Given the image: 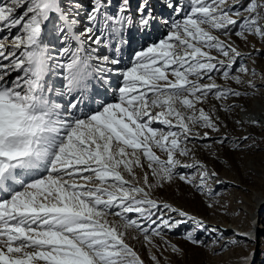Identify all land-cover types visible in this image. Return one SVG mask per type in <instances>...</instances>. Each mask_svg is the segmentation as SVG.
Instances as JSON below:
<instances>
[{
	"label": "snow or ice",
	"instance_id": "1",
	"mask_svg": "<svg viewBox=\"0 0 264 264\" xmlns=\"http://www.w3.org/2000/svg\"><path fill=\"white\" fill-rule=\"evenodd\" d=\"M133 29L146 46L129 53ZM256 43L264 0H0V264H146L132 242L181 253L179 229L248 264L246 234L157 193L178 180L211 199L214 161L259 148L246 129L264 114L240 108L264 87L245 79Z\"/></svg>",
	"mask_w": 264,
	"mask_h": 264
},
{
	"label": "rangeland",
	"instance_id": "2",
	"mask_svg": "<svg viewBox=\"0 0 264 264\" xmlns=\"http://www.w3.org/2000/svg\"><path fill=\"white\" fill-rule=\"evenodd\" d=\"M112 2L114 10L118 0H112ZM163 31V29L157 30L155 38H159ZM126 35L128 38L127 48L129 53L133 50H139L141 47L146 46L145 41L143 38H141L140 34L135 31V29L128 32ZM133 39L135 40L133 41ZM139 39L143 43L139 42ZM131 41L133 43L132 50L130 47ZM148 42L151 41L149 40ZM57 47H59L58 44ZM255 47L264 50V44L256 43ZM241 49L246 53L245 60L247 66L249 69L255 70V75H253L250 71L245 79H252L254 82L263 80L264 51L259 54L253 53L251 57H248L247 53L250 51V49L245 48L243 45H241ZM126 57L127 59L130 58L127 56V54L125 59ZM217 82L223 83V81H220L219 79ZM53 83L55 85H62L63 82L61 80H54ZM257 85H261L260 82H258ZM229 86L237 87V85L231 82H229ZM241 87L243 90V88H246L247 86L245 85ZM259 89H264V87ZM109 93L110 92L104 93L106 94V97H108L107 100H109V102H114L116 99L114 92L111 93L112 99H110L111 94ZM253 99L254 96H250L246 100L242 101L240 103V108H247L248 103ZM204 107L207 108V105H204ZM237 132L241 133L243 130L238 128ZM255 134L256 133L254 132V137L257 136ZM158 154L161 155L162 158H166L165 154L159 153V151ZM250 154L251 153L249 151L243 153L235 152L229 155L228 161H225L223 158L219 161H214L215 169L219 172V179L223 181V183L220 185H214L216 192L219 193V195H214L211 199L195 192L192 188L178 180L172 185V187L159 191L157 195L160 199L173 203L174 205L181 206L191 214H195L198 217L203 218L210 225H220L227 227L229 232L235 228V231L244 234L242 232L245 229V227L243 228V225L250 227L251 223H253L252 217L256 215L257 218L260 219V225L259 223L256 225L257 228L255 236L253 238H241L239 241V247L235 249V252L249 257L248 264H264V201L259 206L260 208L257 209L258 205L256 206L254 200H251L253 199V196L257 194H262L264 200V182L256 179L258 178V175L248 173L245 170L243 161L248 160L251 157H255L254 155L251 156ZM229 163L231 164V168H229ZM210 166L212 165L210 164ZM137 171L138 174H141L139 173V170ZM181 171L184 170L181 169ZM236 185L239 186L237 187ZM240 198L243 200L252 201L253 204L250 206L251 210L250 208H248L249 210H247V212L243 210V208H246L244 207L243 203H239ZM212 200H219L220 204L224 205V207H207L206 205L211 203ZM233 209H235L237 212H240L241 209L243 210L239 220L235 219L234 215H226V210L227 212L231 213ZM252 210H256V212L253 214ZM244 213H246V217ZM241 220L243 221L242 223ZM183 231L184 229H179L175 232L166 233L167 240L172 244L178 245L182 249L181 253H173L170 247L165 250V247L159 238H155V243L157 245H161L159 250L151 246H142V237L140 238V241H133L132 243L145 258L146 264H151V261L147 256L148 252H154L158 256H160L162 252L163 256L160 259V264H219L220 261H226L229 259L232 260V264H239V259L233 255L231 248L224 253L214 254L215 249L219 247V245H213L212 240L209 239L206 242L207 247L194 246L182 238L181 233Z\"/></svg>",
	"mask_w": 264,
	"mask_h": 264
},
{
	"label": "bare ground",
	"instance_id": "3",
	"mask_svg": "<svg viewBox=\"0 0 264 264\" xmlns=\"http://www.w3.org/2000/svg\"><path fill=\"white\" fill-rule=\"evenodd\" d=\"M134 40L135 39H133V41ZM130 45H131L130 47L132 50L133 49L132 41H131ZM126 59H127V57H126ZM263 67H264V63H263ZM258 82H260V84H264V79L257 81L255 83L258 84ZM249 90L252 91V89H249ZM101 91L103 93V90H101ZM102 98L104 100L106 99L105 102H109V100H107L108 97H106V94H104L102 96ZM110 99H112V95H111ZM247 110H248V112L252 113L253 115H255L257 117H260L262 114H264V89H258L257 90V94L254 95V99L248 103ZM229 129L233 135H244L245 134L244 130H243V132L238 133L237 132L238 126L235 125L231 120H229ZM246 131L250 132L252 134H254V132L256 133L255 135H257V136L254 137V139L256 140L257 144L259 145V148L256 151H254V150L249 151L251 153L250 155L251 156L254 155L255 157H251L250 159L243 161V166L248 173L258 175V178H256L257 180H261V182H264V131H261L259 128H247ZM251 200H254L256 206L258 205L257 209L260 208L259 206L264 201L262 194L254 195L253 199H251ZM252 204H253L252 201L243 200V205L246 208V209L243 208V210L245 212H247V210H249L248 208H250V206ZM250 210H251V208H250ZM256 210H252L253 214H254V212H256ZM252 221H253V223H251L250 227H248L247 225H245V226L243 225V228L245 227V229L242 232L244 234H246L248 238H253L255 236L256 228H257L256 225L258 223L260 225V219H258L256 215L252 217ZM233 229L235 230V228H233Z\"/></svg>",
	"mask_w": 264,
	"mask_h": 264
}]
</instances>
